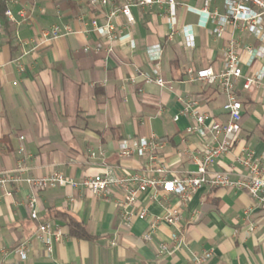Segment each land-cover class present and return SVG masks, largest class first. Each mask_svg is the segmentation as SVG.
Here are the masks:
<instances>
[{
	"label": "crops",
	"instance_id": "crops-1",
	"mask_svg": "<svg viewBox=\"0 0 264 264\" xmlns=\"http://www.w3.org/2000/svg\"><path fill=\"white\" fill-rule=\"evenodd\" d=\"M0 1L6 8L0 16V173L13 171L20 161L32 176L59 172L77 182L107 167L120 176L145 172L147 158H121L119 147L125 139L151 135L166 140L159 156L173 172L167 179L196 171L204 142L188 134L193 121L181 114L184 104L196 103V110L209 115L207 123L223 124L226 98L217 85L190 82L188 70L221 71L232 40L239 43L242 60L237 96L243 119L236 144L214 170L234 179L243 175L237 158L244 147L264 162V78L260 86L243 87L264 67V41L232 26L218 38L213 22L201 27L200 16L189 10L209 3V12L224 14L223 0H176L174 26L165 5L133 7V25L122 15L112 20L117 29L112 41L90 31L94 20L105 24L111 5ZM54 25L72 33L41 44L42 32ZM188 27L194 48L185 43ZM247 47L258 51L251 64ZM145 76L161 77L166 86L147 83ZM99 149L104 155L93 158ZM34 197L38 220L28 204ZM124 198L120 189L102 198L83 187L0 188V264H195L206 252L211 257L201 264H264V209L247 193L203 187L184 207L175 195L150 189L136 203L148 216L130 223L120 215ZM166 207L181 213L180 222L159 223L152 241H145L153 218L164 216ZM69 218L83 224L86 238L70 234ZM44 223L64 234L51 253L37 238ZM24 243L26 260L16 252ZM161 244L167 251L161 252Z\"/></svg>",
	"mask_w": 264,
	"mask_h": 264
},
{
	"label": "built area",
	"instance_id": "built-area-1",
	"mask_svg": "<svg viewBox=\"0 0 264 264\" xmlns=\"http://www.w3.org/2000/svg\"><path fill=\"white\" fill-rule=\"evenodd\" d=\"M208 2L212 0H207ZM92 6L111 5V11L103 25H99L97 21L91 22V32H95L108 40L115 38L116 27L112 20L122 15L127 21L133 25L135 19L132 15V8H152L155 5H165L169 21L174 26L176 24V12L178 2L176 0H91ZM208 6L198 10L189 8L190 11L200 16V26L205 27L209 22L215 24L213 33L221 38L229 26L240 29L242 32L254 34L256 37L264 41V0H223L225 13H211ZM7 15L12 18L8 11ZM72 31L68 28H61L58 25L52 26L50 29L42 32L41 44H47L61 37H64ZM185 43L189 48H194V39L190 27L183 30ZM89 50V49H87ZM250 55V64L257 57L258 51L252 47L245 48ZM224 68L221 71H214L212 68L201 70H188L190 82H201L211 85H217L221 93L226 98L224 109L227 113V121L219 123L212 121L207 123L209 115L200 113L194 107L196 103L190 102L184 104L181 112L182 115L190 117L193 125L188 129V134L197 135L204 142V152L198 160V169L194 172H186L183 175L173 176L167 179L166 175L173 173L163 165L159 152L166 146V140L156 135L149 138H129L121 142L119 147V156L121 158H131L137 156L139 158L148 159V167L145 172L134 173L130 175L120 176L115 169L107 167L103 174L84 178L77 182L67 178L59 172H54L49 176L35 177L28 174V168L20 161L13 171L0 173V188L6 190L9 186H22L24 184L35 190H48L54 188L83 187L91 191L94 195L108 198L109 194L116 189L123 190L125 198L121 203V218L126 223L132 222L133 219H146L148 210L143 208L136 209V203L139 197L152 189L155 191H165L173 194L180 200L185 207L189 200L203 187L236 189L247 193L252 199L257 201L258 205L264 209V162L256 159L254 152L249 147H244L241 155L237 158V162L242 165L245 170L243 175L234 179L230 173L217 172L214 170L216 163L223 156L229 154L237 142V136L241 131L242 124V103L237 96V84L243 77L242 60L240 56L239 43L232 40L225 51ZM264 78V67L255 76L248 77L245 80L244 89L249 90L254 85L260 86ZM147 83H155L160 87H165L166 82L161 77L151 78L145 76ZM131 83H135L132 79ZM178 116L175 120H178ZM22 140L24 138H21ZM20 152H24L22 148ZM103 156L100 149L98 153L93 152L91 156L96 158L97 155ZM158 175V177H156ZM165 199L163 200V203ZM29 207L32 209L31 218L38 220V213L35 210L36 198H31ZM181 220V213L173 208L166 207L165 215L162 217H154L150 224L149 232L144 239L147 242L152 241L157 226L161 222L170 225H176ZM253 229H251L252 231ZM37 238L44 244L48 253L53 251V242L64 239V234L60 228H55L50 223L40 224L37 231ZM178 237H174L178 241ZM167 245L161 244V252L167 251ZM22 260L27 258V243L22 244L16 250ZM211 257L210 252H206L202 257L194 259L195 264H201Z\"/></svg>",
	"mask_w": 264,
	"mask_h": 264
},
{
	"label": "trees",
	"instance_id": "trees-1",
	"mask_svg": "<svg viewBox=\"0 0 264 264\" xmlns=\"http://www.w3.org/2000/svg\"><path fill=\"white\" fill-rule=\"evenodd\" d=\"M6 14V8H5V4L3 2L0 1V16L1 18ZM66 218H68L67 216H64ZM69 224L71 227V235L74 237H79V238H86L87 237V233L86 230L83 226L82 223H79L77 221H75L72 218H69Z\"/></svg>",
	"mask_w": 264,
	"mask_h": 264
}]
</instances>
